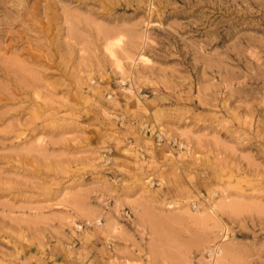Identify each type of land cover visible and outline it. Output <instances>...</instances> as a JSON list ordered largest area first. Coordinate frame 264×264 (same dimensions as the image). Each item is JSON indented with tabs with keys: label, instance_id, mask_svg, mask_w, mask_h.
<instances>
[{
	"label": "rangeland",
	"instance_id": "1",
	"mask_svg": "<svg viewBox=\"0 0 264 264\" xmlns=\"http://www.w3.org/2000/svg\"><path fill=\"white\" fill-rule=\"evenodd\" d=\"M216 248L264 264V0H0V264Z\"/></svg>",
	"mask_w": 264,
	"mask_h": 264
},
{
	"label": "bare ground",
	"instance_id": "2",
	"mask_svg": "<svg viewBox=\"0 0 264 264\" xmlns=\"http://www.w3.org/2000/svg\"><path fill=\"white\" fill-rule=\"evenodd\" d=\"M123 41V39L121 38V37H116L114 40H111L109 43H108V45H107V47H106V49H107V51H108V53L111 55V57L112 58H114V60L115 61H119V56H120V53L121 52H119V50L117 49V47H118V45H120L121 44V42ZM121 46V45H120ZM140 55V54H139ZM140 59H142L143 61H146V62H148V61H150L149 60V58L146 56V55H144V54H141L140 55ZM119 63V62H118ZM117 63V64H118ZM216 252V254H215V256H214V258H213V263H217L218 262V260H217V254H219L220 252H221V249L220 248H216V250H215ZM217 260V261H216ZM212 263V264H213ZM218 264V263H217Z\"/></svg>",
	"mask_w": 264,
	"mask_h": 264
},
{
	"label": "built area",
	"instance_id": "3",
	"mask_svg": "<svg viewBox=\"0 0 264 264\" xmlns=\"http://www.w3.org/2000/svg\"><path fill=\"white\" fill-rule=\"evenodd\" d=\"M215 251H213V250H209V255H213V258H214V256H215Z\"/></svg>",
	"mask_w": 264,
	"mask_h": 264
}]
</instances>
